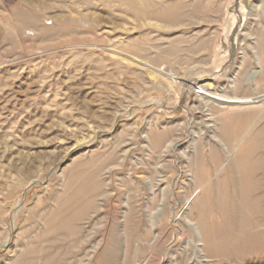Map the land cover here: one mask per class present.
<instances>
[{"label":"rangeland","instance_id":"1","mask_svg":"<svg viewBox=\"0 0 264 264\" xmlns=\"http://www.w3.org/2000/svg\"><path fill=\"white\" fill-rule=\"evenodd\" d=\"M0 264H264V0H0Z\"/></svg>","mask_w":264,"mask_h":264},{"label":"bare ground","instance_id":"2","mask_svg":"<svg viewBox=\"0 0 264 264\" xmlns=\"http://www.w3.org/2000/svg\"><path fill=\"white\" fill-rule=\"evenodd\" d=\"M195 92L197 93V95H199L204 100L203 103H206L205 101H215V102L225 101V102H230V103L241 105V104L248 103L252 100V97L251 98L236 97V96L226 95V94L219 93V92H213V91H210L209 88L205 86L198 87V89Z\"/></svg>","mask_w":264,"mask_h":264}]
</instances>
